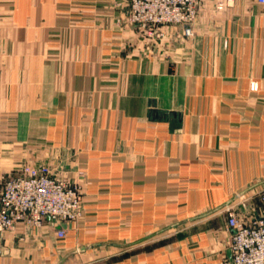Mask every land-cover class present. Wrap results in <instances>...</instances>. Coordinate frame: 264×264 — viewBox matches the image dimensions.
<instances>
[{
  "label": "crops",
  "instance_id": "obj_1",
  "mask_svg": "<svg viewBox=\"0 0 264 264\" xmlns=\"http://www.w3.org/2000/svg\"><path fill=\"white\" fill-rule=\"evenodd\" d=\"M129 3L0 0V195L24 164L83 184L77 221L19 223L0 264H217L225 208L264 213V3L205 0L190 38Z\"/></svg>",
  "mask_w": 264,
  "mask_h": 264
},
{
  "label": "built area",
  "instance_id": "obj_2",
  "mask_svg": "<svg viewBox=\"0 0 264 264\" xmlns=\"http://www.w3.org/2000/svg\"><path fill=\"white\" fill-rule=\"evenodd\" d=\"M127 21L149 37L165 36L164 28L181 25L185 37L195 34L201 5L205 0H129ZM215 11H223L234 0H210ZM264 3V0H259ZM252 89H258L254 83ZM231 230L232 258L217 264H264V213L251 222L239 217L232 206L225 208ZM83 215L81 184L53 174L50 165L25 166L7 177L0 195V235L12 232L19 223L36 226L45 218L75 222ZM58 236L64 238L61 228Z\"/></svg>",
  "mask_w": 264,
  "mask_h": 264
},
{
  "label": "rangeland",
  "instance_id": "obj_3",
  "mask_svg": "<svg viewBox=\"0 0 264 264\" xmlns=\"http://www.w3.org/2000/svg\"><path fill=\"white\" fill-rule=\"evenodd\" d=\"M42 164H44V163H42ZM42 164H41V165H42ZM47 164H48V163H47ZM48 165H49V164H48ZM25 166L35 167V166H33V165L24 164V165L21 167V170H19L18 173H17L16 175L20 174L21 171H22V169H23ZM12 176H14V175H12ZM73 182L81 184V187H82V203H83V184H82V182H77V181H73ZM261 198H262V201H263V203H264V194H262Z\"/></svg>",
  "mask_w": 264,
  "mask_h": 264
},
{
  "label": "water",
  "instance_id": "obj_4",
  "mask_svg": "<svg viewBox=\"0 0 264 264\" xmlns=\"http://www.w3.org/2000/svg\"><path fill=\"white\" fill-rule=\"evenodd\" d=\"M49 218H51V217H49ZM229 256H230V258H232V251L229 253Z\"/></svg>",
  "mask_w": 264,
  "mask_h": 264
}]
</instances>
